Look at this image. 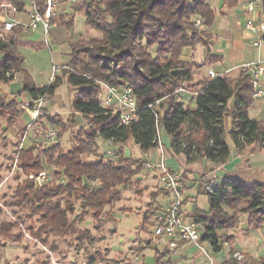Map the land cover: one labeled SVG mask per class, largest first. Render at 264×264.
I'll return each instance as SVG.
<instances>
[{"label": "trees", "instance_id": "16d2710c", "mask_svg": "<svg viewBox=\"0 0 264 264\" xmlns=\"http://www.w3.org/2000/svg\"><path fill=\"white\" fill-rule=\"evenodd\" d=\"M78 1L74 11L83 12L87 24L102 32L103 38L89 41L82 38L71 43V69H62L48 84L37 85L26 69L25 57L19 49V29L8 32L4 39L0 37V51L4 54L0 60L1 83L9 84L15 79L14 71L21 72L23 91L36 100L54 96L58 87L67 82L73 98L65 110L85 115L82 124L76 121L75 115H68L69 127H66L68 121L62 119L63 114L42 116L41 121L46 120L49 125L47 128L57 130V139L48 146L39 142L37 147L23 146L15 150L22 168L41 166L46 171V159L59 169H55L51 178L39 188L33 183L26 184V188L32 190L31 199L45 210L44 218L50 231L73 227L67 216L73 203L63 206L65 194L69 198H79L82 206L93 207L94 211L102 210L118 199L119 186L126 185L132 176L145 169L140 156L125 154L126 142L131 144L133 140L131 145H137L141 153L147 152L158 146L157 135L161 127L170 135L174 154H185L189 164L199 159L225 163L231 151L227 132L239 150L255 143L264 148V121L249 115L250 107L259 98L254 96L255 88L248 71L241 70L237 78L218 75L197 79L194 75L195 70L213 64L217 57L210 51L212 34L195 25L198 17L208 28L214 24L216 11L208 0ZM230 1L231 5L238 3V0ZM44 2L38 0L42 12L45 11ZM62 21L68 27L73 25V20ZM199 44L209 49L203 64L183 57L185 48ZM101 82L117 85L120 89L132 88L140 108L128 124L121 123L118 114L105 113L107 108L100 101ZM181 85L197 92H186L195 99V106L186 103L184 96L176 100L175 91ZM167 95V100L155 113L149 104ZM0 100V118L14 123L24 110L14 100L4 97ZM42 109L47 111L44 106ZM227 121H230V129ZM70 128L75 142L68 150H62L61 132ZM108 138L119 143L115 150L118 160L113 157L83 160L84 155L97 154L99 139ZM183 174L185 176V171ZM62 177L63 181L57 186L48 184ZM95 179L97 185L91 183ZM157 190L153 217L158 211V199L168 193L160 188ZM208 203V210L197 212L205 220L202 240L211 241L214 251H220L226 241L235 238L229 232L239 226L242 215H247L252 229L264 226V182L221 178L214 191L208 194ZM162 253L161 258L166 255ZM260 263L264 264V259Z\"/></svg>", "mask_w": 264, "mask_h": 264}, {"label": "rangeland", "instance_id": "374dc122", "mask_svg": "<svg viewBox=\"0 0 264 264\" xmlns=\"http://www.w3.org/2000/svg\"><path fill=\"white\" fill-rule=\"evenodd\" d=\"M208 1L215 8L217 19L222 17L221 10L225 8V0ZM78 2V0H63L60 4L56 19L54 18L58 26L53 27L52 25L50 28L48 37L50 48L45 43L42 29L30 32V41H26L28 45L19 43L27 67L36 82L47 83L49 76L55 74L53 63L66 62L69 59L70 42L73 43L82 38L85 41L103 38L102 32L87 24L83 12L74 11ZM246 5L247 0H240L238 6ZM240 18L245 21V16ZM63 19L73 20V25L68 27L62 23ZM220 20L221 26L217 31L224 37H219L216 44L222 49V45L231 44L232 37L229 38L230 32L226 31V34L223 32L226 30L225 22L228 19L222 17ZM217 45L214 48L212 46L213 53L217 52L215 50L218 48ZM63 50L67 52L63 53ZM151 50L154 52V48ZM208 52L209 49L206 46L200 45L196 50L197 59L201 60ZM14 74L15 78L19 76L22 79L23 77L21 72L14 71ZM262 79L264 80V76ZM15 83L13 88L8 89L15 91L22 88L23 84L20 80ZM0 93H3L1 88ZM72 94L71 86L63 82L54 96L44 100L43 106L52 105L62 110L58 112L47 110L49 115L63 114L62 119L66 121H68V115H75L76 121L82 124L85 121V115L73 113V110H65L67 109L65 107L71 105ZM183 96L186 103L195 106V99H191L187 93ZM0 97L14 100L22 108L20 102L16 101L19 96L3 93ZM258 100L250 107L249 115L264 121V97ZM23 110V114L12 124L8 123L6 118H0V264H180L171 257L161 258L162 251L165 254L171 251L165 243L166 239L156 237L154 234L152 224L155 213L154 196H156L159 185L156 172L152 169L145 168L139 174L132 176L129 183L120 185L121 193L118 199L105 205L102 210L94 211L93 207H84L79 198H69L68 194H65L66 199L62 201L63 206L73 203V209L67 212L69 222L73 227L64 228L58 232L50 231L44 218L45 210L38 202L31 199L32 190L26 188L28 183L35 184V188L43 185L32 177L31 173L44 169L41 166L20 167L17 153H15L16 148H19L22 143L23 129L21 128L29 120L28 113L25 109ZM45 121L42 122L43 125L49 126ZM69 124L68 121L66 127H69ZM230 126V121H227L228 129ZM73 130L75 132L76 127ZM159 132L161 143L169 148L170 135L162 127L159 128ZM72 134L71 128L61 132L62 150H68L74 144ZM56 136L54 138L44 137L33 131L27 135L23 144H37L35 146L37 147L39 142H43L45 146H48L50 142L57 139ZM226 136L228 142L233 144L234 141L228 132ZM99 141L100 148L97 154L84 155V161L106 159L107 155L104 152L108 149L116 150L118 146L110 145L106 140L99 139ZM126 143H128L125 146L127 156L140 155L141 150L137 145ZM112 157L118 160L115 155ZM44 164L50 177L54 170L58 169L55 165L47 163L46 159ZM177 170L183 171L182 166ZM58 178L48 184L57 186L64 179L63 177L60 180ZM26 192L27 196H25ZM208 209L207 198L199 199L193 207L196 212ZM261 238L262 236L259 235V240Z\"/></svg>", "mask_w": 264, "mask_h": 264}, {"label": "built area", "instance_id": "2783aa9c", "mask_svg": "<svg viewBox=\"0 0 264 264\" xmlns=\"http://www.w3.org/2000/svg\"><path fill=\"white\" fill-rule=\"evenodd\" d=\"M16 1V2H15ZM63 0H45V11L40 10L38 0H5L0 3V21L2 30L0 32L1 38H6L8 32L14 29H31L37 30L40 27L43 28L45 37V43L50 48V40L48 39L50 34V28L54 22V18L57 15L58 8ZM248 9H256L260 12L259 24L255 23L254 19H249L247 27L252 31H259L260 33L256 36L253 41L255 46L264 48V12H263V0H248ZM24 11L28 15V21L23 22L16 20L12 17L15 12ZM256 20V21H257ZM195 25L199 28L204 26L202 18L196 19ZM244 70L248 71V76L252 81L256 98L264 97V57L252 61H246L241 64ZM71 69L70 64H57L53 63L54 73L60 72L62 69ZM54 74V76H55ZM10 75V72H8ZM86 75V74H85ZM209 75L216 77L218 74L213 70L209 69ZM51 77V80L54 79ZM103 90L100 93V101L107 108L106 114H118L121 119V123L128 124L135 118V113L139 110L140 106L137 102L136 95L134 94L131 87L120 89L117 85H112L106 82H101ZM189 92L191 94H197L194 90H189L186 87H179L175 91L176 100H181L183 94ZM168 96L156 100L149 104V107L153 109L155 113L160 108V105L167 100ZM45 96L39 97L32 102H20V106L26 110L29 115V120L25 125V131L22 135V143L19 148L23 147V143L30 132H35L44 137L54 138L57 135L55 128H47L42 124L41 117L46 116L49 112L42 109ZM84 115L81 112H75ZM158 146L154 149H150L147 152L140 153V157L144 160L145 168L152 169L156 172L157 181L159 188L163 191L168 192L170 198L165 199L158 205L157 214L154 216V234L156 237L165 238L166 245L172 250H176L180 246L186 244H195L201 252L207 256L210 255V251L207 250L205 244L212 246L211 241H203L202 237L204 234L205 220L201 213L194 210L190 211L185 208L186 198L191 194L196 199L201 196L208 198V194L214 191V188L220 181V178L216 176H208L202 178L199 181V188H193L189 186L187 179L185 178L183 171L172 169L167 164L168 148H166L160 139V132L157 135ZM106 141L110 145L116 144L113 138H108ZM118 148V146H117ZM172 150V149H171ZM107 157L115 155L114 149H108L104 152ZM32 177H35L40 184L49 180L50 174L45 170H37L31 173ZM92 184L97 185L98 180H92ZM234 256L242 258L243 255L236 252ZM208 264H214L212 257H210Z\"/></svg>", "mask_w": 264, "mask_h": 264}, {"label": "crops", "instance_id": "0c3cea01", "mask_svg": "<svg viewBox=\"0 0 264 264\" xmlns=\"http://www.w3.org/2000/svg\"><path fill=\"white\" fill-rule=\"evenodd\" d=\"M230 2H231L230 0H225V8L221 10V13H222V17L227 18L229 21V22L228 21L225 22L226 30H224L223 32L224 34H226V31L230 32L229 38L231 39L232 37L231 44L229 46L222 45L223 47L222 49L216 44L217 39L223 36V35H219L217 31L218 28L221 26L220 19L222 17L217 19V12H216V19L212 27L208 28L206 25H204L202 29L209 31L212 34L213 38L209 41L210 50L211 53H213L212 46L214 48L216 47L215 45H217L218 48L215 49L217 52L213 53L217 57L216 59H214L215 62L213 64L202 65V67L195 70L194 75L196 76L197 79L201 77H206V78L210 77L209 69H213L218 75H222V76L229 75L232 76L233 78H237L241 70H243V68L241 67L242 63L264 57V48L260 46H255L253 44V41L256 38V36L260 33V30L252 31L247 27V22L249 19H254L255 23L259 24V20H257V18H259L260 12L256 9L253 10L248 9V4L244 7L238 6L240 0H238V3L236 5H231ZM211 6L213 7L212 4ZM241 16H245V21L244 19L240 18ZM12 17L16 20H20L23 22L28 21V15L24 11L15 12L12 14ZM0 21H2V17H0ZM56 26L58 25L55 22V24H53V27ZM39 29H42V33H43V28L40 27ZM19 30L21 35L20 43L28 45L26 41L27 42L30 41V32H34V30L31 29H19ZM224 39H226V37ZM64 41L65 43H68L66 40ZM200 45L201 44L197 45L194 48H185L183 57L189 61L196 62L197 64H203L207 54L203 56L201 60L197 59L196 57V50ZM70 46H71V42H70ZM202 46L205 47V45ZM70 51H71V47H70ZM64 52L67 51L63 50V53ZM3 56H4L3 52L0 51V60L3 58ZM70 60H71V56L66 62L59 61L57 62V64H61V65L66 63L69 64ZM25 67L31 73V71L27 67L26 61H25ZM60 73L61 71L56 73L55 76L59 75ZM52 76L53 74L49 76V80L47 83L37 82V85L42 86L52 82L53 81V80L51 81ZM17 80H20L21 84H23L21 77L19 76L9 84H3L0 82V88L2 89L3 93L19 96V98L16 99L17 102H32L33 100L31 96L27 92L23 91V85L22 88H20L19 90L12 91L8 89V88H13V86L16 85L15 82ZM3 93H0V95ZM18 93L20 95H18ZM258 101L259 100L257 99V101H255L254 104H256ZM44 108L46 110H52L54 112L59 111V109H57L52 105H45ZM25 125L26 124H24L21 129H24ZM132 141L131 144H133ZM36 145L37 144H25V145L23 144V146L26 147H35ZM163 145L166 147L165 144ZM229 145L231 151L229 158L225 163L216 164L210 160H205L206 162H204L203 160L199 159L189 164L187 163V158L185 154L183 153L174 154V152L171 150L172 147L170 143V147L168 148L169 155L167 156V164L172 169H180L182 166L183 171H185V176H186L185 178L187 179L189 186L195 189L199 188L200 179L207 178L210 175L216 176L217 178L220 179L224 177H237L246 180L247 182H255V181L264 182V148L256 143L247 146L243 150H239L234 142L233 144L229 143ZM168 195H169L168 193L163 194L161 198L158 199L157 204L159 205L160 202L171 197ZM188 196L189 197L186 199L185 202V208L190 211L193 210L196 201L202 198L206 199L205 196H201L198 199H196V197H194L191 194H189ZM222 233L223 231H220V234ZM229 233L234 234L235 238L232 241H226L224 243L223 248L220 251H214L212 246H210L208 243L205 244L207 250L210 251V255H211L210 257H212L214 264H261L260 261L264 259V226L259 229H252L249 226L247 215H242L239 226L234 229H231ZM259 235L262 236V238L260 239L261 242L259 240ZM169 250L171 252L170 253L167 252L165 257H171V259L175 260V262L180 264H187V263L208 264V262L211 260L210 257L205 255L203 252H201V250L195 244H186L180 246L176 250H172L170 248ZM236 252L241 253L243 257L238 258L234 256Z\"/></svg>", "mask_w": 264, "mask_h": 264}]
</instances>
